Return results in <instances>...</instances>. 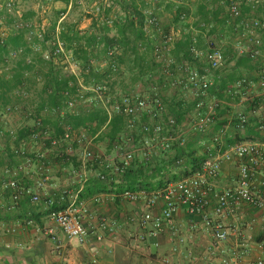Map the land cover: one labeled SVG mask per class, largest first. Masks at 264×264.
I'll list each match as a JSON object with an SVG mask.
<instances>
[{
  "label": "built area",
  "instance_id": "obj_1",
  "mask_svg": "<svg viewBox=\"0 0 264 264\" xmlns=\"http://www.w3.org/2000/svg\"><path fill=\"white\" fill-rule=\"evenodd\" d=\"M170 1L174 2L175 0ZM103 2L108 8L112 5V0H103ZM217 6L222 9V16L232 27L233 34L236 36L233 47L238 57L260 59L263 64L264 54L261 46L262 39H264V18H259L255 13L260 8H264V0H219ZM5 7L7 12L12 14L15 11L16 0H8ZM244 7L250 9V12L244 13ZM99 11L100 6L97 4L94 7V12L98 13ZM146 15V31L155 29L158 32L159 40L154 45V54L156 62L161 65V74L169 79L170 89L180 90L197 100L195 111L186 118L182 125H178L175 118L168 114L167 107L156 88L153 89L150 97L134 93L125 95L120 102L114 103L107 111L110 116L112 113L124 116L131 131L137 129L142 131L147 136L145 144L149 148L155 142L159 143L160 148L165 151H169L173 143L179 142L183 145L187 141L184 129H189L197 136H209L210 143L201 141L208 157L193 174L175 182H167L161 190L151 195L144 191H125L120 197L129 203L146 202L147 211L138 223L141 229V235L138 238L141 240H144L146 236L152 238L158 236L164 230L165 224L171 221L181 209H184L189 216L200 217L216 241L223 242L229 237V230L211 217L208 210L210 204L215 202L214 215L218 218L232 214L235 208L243 204L264 211V193L255 188L257 175H262L264 183V142L242 141L226 147L225 140L228 137L231 122L216 129L219 120L218 109L223 101L211 97L209 92L215 88L225 98L238 99L239 104H245L250 103L251 93L257 90L264 100V75H261L257 81L242 76L221 89L220 85L228 66V59L225 55L227 34L223 29L216 27L210 20L200 22L196 28H192L189 46L191 61L178 64L171 53L175 44L183 37L173 29L165 28L160 17L155 15L152 10H147ZM181 19L187 22L189 17L182 15ZM114 20L115 18L112 17L108 23L112 24ZM15 29L24 31L28 47L8 50L3 61L0 62V74L12 76V62L24 58V56L26 64H32V60L26 56L27 49L32 54L40 56L45 63L58 65L65 70L74 66L71 54L60 38V23L55 31H50L43 24L19 21L16 22ZM114 53L110 52V57ZM79 88L80 99H84L89 104H92L96 99L102 101L105 93L109 90L107 84L85 87L80 83ZM88 92L94 93L97 97L88 95L85 97ZM16 95L22 101L30 99V93L25 89H19ZM76 105L75 100L68 102L70 110L75 109ZM18 111L19 105L0 101V123ZM141 115H146L150 122L140 123ZM237 119V131L243 132L249 124V116L239 115ZM37 125H41L40 121ZM258 125L259 130L264 131V119L260 120ZM15 134L16 130L14 129L4 131L0 128V144L9 137L10 140H14ZM46 136L47 131H36L29 136L28 142L23 143L20 147L12 144L10 160H16V163L12 168L5 167V172L10 175V179L1 182L0 190L9 194V201L2 205L0 199L2 212L15 211L25 199H28L32 205L43 203L40 191L46 187L50 180L49 170L45 164L46 155L43 151L31 154L27 147L43 145L42 141ZM64 138L80 144L85 143L84 138H79L70 126L65 128ZM57 144V140L52 141V146H57ZM150 152L145 153L144 156L148 157ZM134 154V151H125L121 155V163L115 167L111 165V161H103V156L90 150H85L83 159L84 161L95 160L104 169H114L115 173L120 174L131 165ZM233 159L239 161L236 186L219 192L215 188L214 181L220 176L223 164L231 162ZM35 163L42 174L35 181L34 187H24L20 178H30ZM79 177L82 189L86 181V173L84 172L83 176L79 175ZM98 177L102 180L106 179V175L103 173H99ZM159 197L164 200L165 206L160 214H156L152 209ZM76 199L77 196L71 195L68 206L56 209L66 201V193H63L56 198H47L43 205L48 212V217L69 241L84 244L88 239L89 230L84 224L85 211L76 205ZM100 201V197L94 199L95 203ZM23 225L25 227L34 225V221L31 218L27 219ZM107 225L105 221L100 224L99 229L105 231L108 228ZM16 231L17 228L13 225L7 227L4 234L12 235ZM173 236L177 239L178 244L184 243L183 237L176 232L173 233ZM96 238L101 241L103 236L98 233ZM225 263L226 261L222 262V264ZM257 264H264V259H259Z\"/></svg>",
  "mask_w": 264,
  "mask_h": 264
},
{
  "label": "crops",
  "instance_id": "obj_2",
  "mask_svg": "<svg viewBox=\"0 0 264 264\" xmlns=\"http://www.w3.org/2000/svg\"><path fill=\"white\" fill-rule=\"evenodd\" d=\"M7 1L0 0V37L18 33L15 24L19 21L43 24L48 30H51L52 25L57 27L59 23L61 26L76 25L78 30L87 32L93 24L94 7L102 0H86L89 3L87 10H83L85 15L77 13V9L82 10L83 4H85L82 2L83 0H16L17 7L12 14L6 10ZM180 1V4L190 13L189 20L185 22L183 28L174 29L172 14L167 12L164 6L160 7L158 15L165 28L169 27L184 37L187 33H191V29L203 21L209 12L218 8L219 0ZM220 10L222 11V9ZM154 40H159V38L155 37ZM202 45L204 44L202 43ZM261 47H264V39H262ZM171 54L177 63L178 61L186 62V59H183L181 55L175 56L173 51ZM27 57L32 60V64H26L31 71L23 73L20 83L11 89L7 97L9 103L19 105V111L0 123V128L4 131L19 130V128L31 124V113L36 107H39L44 97L43 88L48 65L41 60L40 56L34 55L32 52L28 53ZM17 62L18 60L12 62V76ZM72 63L74 66L65 71L78 75V65L74 61ZM92 63L95 65V62ZM232 65L234 66V63ZM125 68L127 66H123V69ZM224 75L222 82L226 80L227 75H232V73ZM261 75H264L262 61L251 72H243L241 77L246 76L257 81ZM10 77L7 76L6 79ZM122 80L120 79L121 83ZM113 87L118 91L119 81L114 83ZM146 87L147 85L139 84L136 86L137 91L131 93L150 97L153 89L156 88L163 101L167 102L173 98L174 94L168 93L170 89L168 82L163 84L154 81V84H151L152 88ZM19 89H25L30 93L28 101L18 98L16 92ZM183 95L192 99L191 95L187 96L185 93ZM251 96L250 103L235 105L231 115L249 116V125L252 126L250 128L252 130L238 131L244 141L264 142V131L256 129L253 124L258 125L259 121L264 119V100L257 90L253 91ZM252 103H256L257 110L252 111ZM83 109L87 112L90 108L84 107ZM43 116L47 118L46 115ZM139 119L140 123L150 122L146 115H141ZM183 132L187 140L195 135L189 129H184ZM80 133L76 134L79 138H84L85 143L74 142L79 145L75 152L69 148V151H73V154L78 158L83 159L85 150H90L115 160V154H108L106 142L99 141L98 135L91 137L85 130ZM203 141L210 143V137L206 136ZM11 148L12 143L9 139L0 144V187L3 180L10 179V175L5 172V167L12 168L16 163V160H10ZM27 148L31 154L43 151L45 155L49 156L46 167L49 170L50 180L46 187L40 191L43 202L41 205H32L28 199H25L11 213L2 212L0 206V264H222L224 261H226L225 264H257L259 259H264V211L247 204L235 208L234 212L226 217L218 218L214 215L215 202H211L208 209L211 217L217 223L223 224L230 233L227 240L223 242L216 241L200 217L189 216L184 209H181L171 221L165 224L164 230L158 236L153 238L146 236L144 240H141L138 238L141 235L138 223L147 211L146 202L129 203L116 197L115 192L101 193L85 199L80 205V208L85 211V227L89 230L86 243L78 244L69 241L48 217V212L43 204L47 198H56L66 193V201L60 207L68 206L71 195L78 197L82 190L80 177L74 172L71 173L69 169L61 168L60 163L50 156L49 150H45L43 145ZM41 174L37 163H35L31 177L20 178L22 185L34 187L35 181ZM238 174L239 161L233 159L231 162L224 163L220 176L214 181L217 191L221 192L235 187ZM255 188L264 193L263 177L260 174L255 178ZM96 197H100L99 203L94 202ZM0 199L2 205L7 204L9 194L0 190ZM164 206V200L159 197L152 211L160 214ZM30 218L33 219L34 225L25 227L24 221ZM105 221L108 228L102 231L99 227ZM13 225L16 226L17 231L12 235L4 234L5 229ZM174 232L183 237L184 243L178 244L177 239L173 236ZM98 233L103 236L101 241L96 238Z\"/></svg>",
  "mask_w": 264,
  "mask_h": 264
},
{
  "label": "trees",
  "instance_id": "obj_3",
  "mask_svg": "<svg viewBox=\"0 0 264 264\" xmlns=\"http://www.w3.org/2000/svg\"><path fill=\"white\" fill-rule=\"evenodd\" d=\"M180 3V0L174 2L170 0H112V5L108 8L102 0L98 4L100 11L94 12L93 24L87 32L78 30L76 25L61 26L60 24V38L70 52L72 61L78 65V75L67 73L63 67L47 63L48 73L44 80V97L41 104L32 111L31 124L16 130V138L11 140V143L20 147L28 142L33 132L47 131V136L42 141L44 149L49 150L50 156L60 163L61 168L69 169L71 173L82 176L84 172L86 173V181L76 199L78 207L85 199L101 193L115 192L119 199L125 191H144L151 195L161 190L167 182H175L193 174L207 159L208 155L201 144L206 136L194 135L183 145L179 142L173 143L169 151L162 150L157 142L149 148L145 144L147 136L142 131L139 129L131 131L124 116L117 113H112L110 116L107 111L114 103L120 102L123 96L137 91L136 86L139 84L152 88L151 84H154V81L163 84L169 82V79L161 74V65L156 62L154 45L158 40L154 39L155 37L158 39L159 36L155 29L146 31V11L152 10L155 15H158V10L164 6L165 10L172 14V22L176 30L185 26V21L181 19L182 15L190 17L189 11ZM220 9L218 7L213 12H209L201 22L210 20L227 34L226 39L229 42L225 49L227 65L234 63V66H231L232 75H227L226 80L220 85V88L224 89L229 83L241 77L243 72H251L261 60L238 57L233 47L236 36ZM243 10L244 13L250 12V9L246 7ZM255 15L263 19L264 8H260ZM112 17L115 20L109 24L108 21ZM55 29L56 26L52 25L50 31ZM24 34L23 30H18V33L8 37H0V62L3 61L8 50L28 47ZM191 37L192 34L187 33L173 49L174 55L178 57L181 55L186 62L191 61L189 53ZM261 50L264 53V47H261ZM112 51L115 53L110 57ZM28 53L30 50L27 49ZM92 62H95V65ZM178 64L182 63L178 61ZM123 66L127 68L123 69ZM27 67L24 56L18 60L14 75L8 78L10 80L6 79V74H0V101L10 102L7 97L11 89L20 83L25 71H31ZM120 79H123L122 83ZM117 81H119L118 91L113 87ZM80 83L85 87L107 84L109 90L102 101L96 99L89 104L84 99H80L78 92ZM173 91L172 100L164 101V103L168 114L175 118L178 125H182L186 118L194 113L197 100L184 97L180 90ZM209 93L211 97L223 101L218 109L219 120L216 129L231 122L229 126L231 131L228 132L225 145L232 146L244 141L236 128L238 116L231 115L235 105L239 104L238 99L229 100L215 88ZM87 95L97 97L92 92L86 93L85 97ZM70 100H75L77 103L73 110L68 108ZM255 104L251 105L252 111L258 108ZM84 107L90 109L85 112ZM39 121L41 125H37ZM249 124L245 128L246 132L252 130ZM253 124L259 130V125ZM67 126H70L75 133L81 134L80 132L85 130L91 137L98 135L99 141L106 142L108 154H115V160L106 156L102 158L103 161H111L112 166L115 167L121 163V155L125 151L135 152L133 162L122 173L117 174L114 169H104L95 160L83 161L73 154L79 145L64 138ZM53 140L58 141L57 146H52ZM69 148L73 151H69ZM147 152H150L148 157L144 156ZM47 160L49 156L46 155L45 164ZM99 173L106 175V179L102 180L98 177ZM60 208L65 206L56 207V209Z\"/></svg>",
  "mask_w": 264,
  "mask_h": 264
},
{
  "label": "rangeland",
  "instance_id": "obj_4",
  "mask_svg": "<svg viewBox=\"0 0 264 264\" xmlns=\"http://www.w3.org/2000/svg\"><path fill=\"white\" fill-rule=\"evenodd\" d=\"M82 2H83V3L85 2V4H83L84 6L82 7V10L77 9V13H78V14H83V15H85V13H84L83 10H84V9L87 10V6H88V3H89V2H87L86 0H83ZM16 7H17V4H16ZM16 7H15V10H16ZM88 11H89V10H88ZM167 28L169 29V27H167ZM226 41H227V46H228V45H229V42H228L227 39H226ZM227 46H226V48H227ZM231 71H232V70H231V65H229V66H227V69L225 70V74L227 75V74L231 73ZM168 93L172 95V94L174 93V91H173L172 89H169V90H168ZM10 119H11V118H10ZM10 119H9V120H10Z\"/></svg>",
  "mask_w": 264,
  "mask_h": 264
}]
</instances>
